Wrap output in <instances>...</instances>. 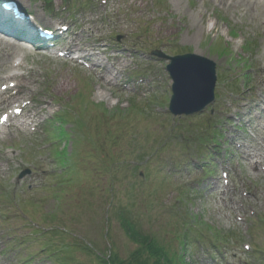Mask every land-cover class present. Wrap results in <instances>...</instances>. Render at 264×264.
I'll return each instance as SVG.
<instances>
[{"label": "rangeland", "instance_id": "1", "mask_svg": "<svg viewBox=\"0 0 264 264\" xmlns=\"http://www.w3.org/2000/svg\"><path fill=\"white\" fill-rule=\"evenodd\" d=\"M15 1L37 24L67 25L57 47L99 64L27 42L16 54L35 79L19 101L36 114L24 127L20 110L0 132V264H98L110 246L126 257L136 245L121 213L183 246L187 264H264V1ZM7 23L0 88L19 32ZM153 50L213 59V103L171 115L168 60ZM19 101H0V114Z\"/></svg>", "mask_w": 264, "mask_h": 264}, {"label": "water", "instance_id": "2", "mask_svg": "<svg viewBox=\"0 0 264 264\" xmlns=\"http://www.w3.org/2000/svg\"><path fill=\"white\" fill-rule=\"evenodd\" d=\"M168 58L166 70L172 79L169 110L173 114H191L200 111L214 99L215 63L204 56L186 53ZM27 171H22V177Z\"/></svg>", "mask_w": 264, "mask_h": 264}, {"label": "trees", "instance_id": "3", "mask_svg": "<svg viewBox=\"0 0 264 264\" xmlns=\"http://www.w3.org/2000/svg\"><path fill=\"white\" fill-rule=\"evenodd\" d=\"M118 218L120 225L136 246L123 258L110 246L106 254L96 255L98 264H187L181 252L183 246L179 252L172 251L161 239L141 230L131 218L122 213Z\"/></svg>", "mask_w": 264, "mask_h": 264}, {"label": "bare ground", "instance_id": "4", "mask_svg": "<svg viewBox=\"0 0 264 264\" xmlns=\"http://www.w3.org/2000/svg\"><path fill=\"white\" fill-rule=\"evenodd\" d=\"M261 1H263V0H242V2H244L247 6H252V5L256 6L257 3L261 2ZM228 4H229V2H228ZM5 14H7V13L4 12L1 9V5H0V28L2 27L7 32H9V30H10L9 29V24L6 21L7 16H4ZM1 33H3V32H1ZM10 46H11L12 49H9L10 50L9 53H8L7 50L4 51L5 55H9V62H8L9 69L23 68L21 60H19V59L14 60L13 56L16 55V54L22 53L23 54L22 55L23 58H26V55L28 53V51H27L28 50V46L24 45L23 42L18 41V40L16 42L11 43ZM66 50H67V55L69 56L76 49L72 48V47L71 48L69 47ZM77 53L79 54L80 58H86V59L90 60V62H92V63H96L97 62V59L96 58L94 59L92 57V55H89L91 57L86 56L89 53H87V51H85V50H82V49L79 50L78 49ZM15 57H18V58L21 59L20 55H16ZM105 69H106L107 72L109 71L107 68H105ZM31 74H33V73H31ZM7 79H15L16 80L14 85L8 84L7 86H3L4 88L2 90H0V92L3 91V93L9 94V96H5L3 98H0V101L7 100V101H9V103L13 102V101H18L19 100L18 96H23V91L28 92L29 87H30L29 81H35L34 78H32L30 76L28 77L25 73L18 72L16 70H14L12 72H8L4 76H2V80L3 81H5ZM102 79L107 81V82H109V83H111V82L116 81V76H111V77H108V78L104 77ZM14 87L17 88L16 91H13ZM67 87H69V83L67 81H60L58 83V85H57L58 89H61V88L64 89V88H67ZM0 96H2V95H0ZM99 96L105 98V95L102 94V93H100ZM21 98H24V96L21 97ZM20 104H21V106L24 105V104H22V102H20ZM15 107H17V106L15 105L14 108ZM35 114L36 113H30V114H26V115L31 117V116H33ZM9 117L13 118L14 115L10 114ZM263 127H264V125H263Z\"/></svg>", "mask_w": 264, "mask_h": 264}]
</instances>
